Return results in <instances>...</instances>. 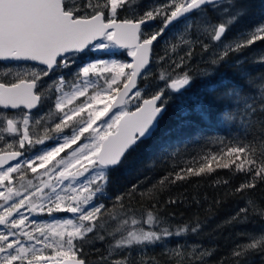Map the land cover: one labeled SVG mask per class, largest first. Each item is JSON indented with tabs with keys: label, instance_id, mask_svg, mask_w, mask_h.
Returning a JSON list of instances; mask_svg holds the SVG:
<instances>
[{
	"label": "snow or ice",
	"instance_id": "snow-or-ice-1",
	"mask_svg": "<svg viewBox=\"0 0 264 264\" xmlns=\"http://www.w3.org/2000/svg\"><path fill=\"white\" fill-rule=\"evenodd\" d=\"M249 12L247 0H151L147 6L144 0H0V264H89L85 248L95 250L97 242L106 247L93 264H159L147 255L156 246L166 264H208L217 249L186 242L204 224L170 225L157 194L217 169L248 177L226 196L243 199L264 183V153L257 158L250 147L264 141V72H250L240 55L264 42V15L226 39ZM174 29L178 43L165 39ZM192 35L195 40L186 38ZM205 38L217 50L194 71L195 45L210 51ZM161 41L165 53L158 59L167 67L150 81ZM182 46L187 51L179 55ZM121 49L131 62L115 58ZM252 63L264 64V49ZM170 108L173 123L162 128ZM217 123L235 133L218 140V150L191 156L145 191L132 184L108 195L113 174L141 144L159 134L156 155L167 162L178 155L170 141ZM29 171L38 182L16 187ZM137 193L150 208L132 206ZM104 199L114 201L111 208ZM55 213L72 215L35 219ZM252 216L264 218V206L248 198L217 227L247 224ZM236 235L242 242L218 264H264V231ZM171 238L184 239L171 245Z\"/></svg>",
	"mask_w": 264,
	"mask_h": 264
},
{
	"label": "trees",
	"instance_id": "trees-1",
	"mask_svg": "<svg viewBox=\"0 0 264 264\" xmlns=\"http://www.w3.org/2000/svg\"><path fill=\"white\" fill-rule=\"evenodd\" d=\"M250 12L236 24L227 34L226 39H231L237 31L242 28L250 27L255 24L262 15H264V0H247ZM147 6L151 4V0H144ZM144 10H147L146 7ZM124 14L122 13L121 16ZM216 19L214 13H209ZM176 37L173 39V37ZM195 40V35L186 37ZM165 39L171 40L172 43H178V33L174 29ZM204 43L210 45L209 53H204L199 44L195 45L196 55L191 62L194 71L205 68V61L212 52L216 51V46L208 39H203ZM264 49V42H257L252 47L245 49L240 54L248 61L245 67L253 73L264 72V64L252 63L254 58H258L261 50ZM123 55L117 56L118 59L127 62L128 56L124 50ZM187 48L181 47L179 55H183ZM165 53V44L161 41L153 49V61L150 67L149 80L154 81L158 77L160 71L167 67L166 63H161L159 57ZM234 54L232 59H236ZM220 72L227 78H233L234 74L228 68H221ZM199 84V80L197 81ZM47 110L45 108L40 111ZM173 123V109L170 108L169 113L164 117L162 128H167ZM232 126L227 124H201L199 128L188 129L180 135L178 139H173L169 143L178 148V155L168 159L167 162L157 157V149L161 142L160 135L154 137L150 141H146L137 147V149L129 156V163L126 167L121 168L113 174L112 182L108 187V195L114 198L121 192H126L132 184L138 185V192L145 191L154 183L173 172L174 169L184 166L185 162L191 157L204 151H216L219 148L218 140H231L234 135ZM256 153L257 158L264 153V141L256 140L250 144ZM215 167V163H213ZM248 177L244 174H233L228 169H217L212 174L201 176H192L187 180L179 181L175 185L166 186L158 194V207L161 215L170 225L177 226L198 219L204 224L202 232L198 236L189 235L186 242L189 244L200 243L206 248L217 249L215 253L208 258V264H218L221 258L227 257L230 250L236 243L242 242L241 237L236 234L238 232H250L259 234L264 231V221L260 216H252L247 224H234L218 228L225 220L233 216L240 207L245 206L246 199L251 198L259 205L264 206V183H258L256 188L245 194V198H241L240 194L225 195L234 191ZM227 180L228 183L217 184V181ZM170 199H177L176 204L166 203ZM219 201V203H217ZM102 202L106 207L111 208L113 200L104 199ZM127 203V202H126ZM134 208H150L151 202L141 198L138 193L131 201ZM213 224V225H212ZM215 224V225H214ZM184 238H171L170 244L175 245L178 240ZM110 242V241H109ZM106 245L97 242L95 250L85 248V256L89 264H93L97 260L99 253H103ZM96 250H99L97 252ZM163 249L160 246L150 249L148 256H154L159 264H166V257L162 255ZM135 255V252L133 253ZM227 264H232L229 259Z\"/></svg>",
	"mask_w": 264,
	"mask_h": 264
},
{
	"label": "rangeland",
	"instance_id": "rangeland-1",
	"mask_svg": "<svg viewBox=\"0 0 264 264\" xmlns=\"http://www.w3.org/2000/svg\"><path fill=\"white\" fill-rule=\"evenodd\" d=\"M120 51V50H119ZM126 52V50H124ZM99 55V54H97ZM104 58H108V57H104ZM117 58V57H115ZM118 59V58H117ZM127 62H129V60H127ZM63 155V154H62ZM34 177V175H33ZM43 179H47V177H43ZM28 180V179H27ZM27 180H24V181H19L18 184L20 186L21 183H24L26 185V181ZM38 181H36L35 179L33 180V183H37ZM16 186V185H15ZM18 187V186H16ZM0 203H2V201H0ZM71 215L72 214H69V213H55L53 216H48L46 214H41V215H38V216H35V219H37L38 221L39 220H44V221H51L52 219H60V218H65V217H68V218H71ZM213 225V224H212ZM215 225V224H214ZM47 254V253H46Z\"/></svg>",
	"mask_w": 264,
	"mask_h": 264
},
{
	"label": "flooded vegetation",
	"instance_id": "flooded-vegetation-1",
	"mask_svg": "<svg viewBox=\"0 0 264 264\" xmlns=\"http://www.w3.org/2000/svg\"><path fill=\"white\" fill-rule=\"evenodd\" d=\"M124 16V15H123ZM123 16H121V18H123ZM121 50H123V49H121ZM89 59L91 58L90 56L88 57ZM128 60H129V57H128ZM47 79V78H46ZM3 111L5 112V113H15V112H17L18 110H11V109H3ZM35 111V110H34ZM46 111V110H45ZM41 112H43V111H41ZM3 146V141H0V147H2ZM33 173H31L30 171L29 172H27L26 173V179L25 180H27V179H32V180H34L33 179ZM20 180H17L16 182H15V185L16 186H18L19 187V184H18V182H19Z\"/></svg>",
	"mask_w": 264,
	"mask_h": 264
},
{
	"label": "water",
	"instance_id": "water-1",
	"mask_svg": "<svg viewBox=\"0 0 264 264\" xmlns=\"http://www.w3.org/2000/svg\"><path fill=\"white\" fill-rule=\"evenodd\" d=\"M129 62H131V57H129ZM262 220L264 221V218H262Z\"/></svg>",
	"mask_w": 264,
	"mask_h": 264
}]
</instances>
